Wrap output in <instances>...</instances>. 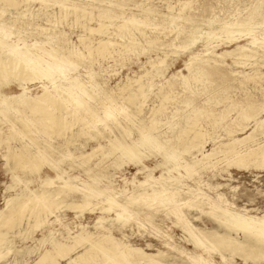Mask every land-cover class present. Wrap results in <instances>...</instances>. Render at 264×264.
Here are the masks:
<instances>
[{
  "label": "bare ground",
  "instance_id": "1",
  "mask_svg": "<svg viewBox=\"0 0 264 264\" xmlns=\"http://www.w3.org/2000/svg\"><path fill=\"white\" fill-rule=\"evenodd\" d=\"M121 2L0 0V28H9L15 37L9 46L0 47V122L6 118L7 126L4 137L0 127V145L11 181L0 207V264L8 262L9 253L24 258L34 254L32 264H183L164 260L167 251L126 240L123 223L134 218L156 229L163 244L185 264H219L207 257L212 253L222 262L229 253L230 259L239 256L243 262L259 263L264 259V211L239 209L218 190L213 201L200 186L221 185L201 178L207 169L230 178V166L264 167V100H250L246 93L249 81L264 79V30L255 33L264 25V0L220 22L206 16L193 19L186 11L194 10V0L166 2V13L155 7L134 12ZM203 23L208 25L204 29ZM240 37L246 44L214 50ZM195 43L201 49L194 50ZM14 48L18 50L10 55ZM151 51L145 61L149 68L107 87L108 78L118 73L115 65ZM179 51L187 55L184 65L167 78ZM53 57L61 72L46 79L41 73ZM104 62L112 64L103 68ZM220 65H227L225 82L234 85L212 89L208 69ZM238 65H248L249 72L235 70ZM238 90L246 96L233 99L232 92ZM201 95L204 98L197 100ZM102 97L126 117L97 127L92 105ZM250 124L253 129L245 132ZM256 129L262 138L253 134ZM37 133L43 140L35 138ZM12 141L17 143L11 146ZM155 154L161 157L154 165L161 168L160 174L146 173L140 180L137 175L148 170L144 161ZM126 164L141 168L129 178L117 176L113 169L122 172ZM44 166L52 174L43 171ZM108 167L114 172L108 173ZM186 177L193 180L192 186L181 180ZM99 181L104 187L98 188ZM93 198L99 201L93 203ZM138 200L147 207L131 208ZM183 207L208 209L215 225L196 227ZM112 208L119 209L115 217L110 216ZM84 209L99 211L91 226L80 221ZM157 209L175 215L193 241L192 251L170 243L172 236L157 228L152 221ZM66 210L74 211L72 222L62 221ZM62 228L65 232L59 231ZM10 235L32 243L14 247Z\"/></svg>",
  "mask_w": 264,
  "mask_h": 264
},
{
  "label": "rangeland",
  "instance_id": "2",
  "mask_svg": "<svg viewBox=\"0 0 264 264\" xmlns=\"http://www.w3.org/2000/svg\"><path fill=\"white\" fill-rule=\"evenodd\" d=\"M141 1L143 4H139ZM257 1L258 0H194V2L192 4L194 10L191 9V10H187L186 12L190 13V15H192L193 19H199L200 20L201 18L203 19V18H205L204 16H206V17H213L216 22L217 21L220 22L222 19L223 20L225 19V21H231L233 17L239 16V15L243 14L244 12H246V10L251 6V4L253 5ZM120 2L127 5V6H130L129 8H131L134 12H138L139 8H150L151 10L155 9L159 13L168 12V9L165 8V5L168 2L173 3V5L176 4V0H147V1H145V0H125V1L120 0ZM37 4L38 3H35L36 7L38 6ZM133 4L135 6H133ZM195 6H196V8H195ZM152 7H155V8L153 9ZM202 10H204V11H202ZM243 10H245V11H243ZM186 12L183 14L184 17L186 16ZM257 20L260 21L261 18L257 17ZM214 22L212 24L213 26L216 25V23H214ZM200 26H201L200 28L204 29V27L206 28L208 25L207 24L205 25L203 23V24H200ZM262 26H264V25H262ZM262 26H260V27L262 28ZM258 27L259 26H257L256 32H255L257 35H259L262 32V30H264V28L258 29ZM66 31H68V30L66 29ZM72 38H73V40H75L74 36ZM245 40H246L245 37H240V38H238V40L236 38L235 40L231 41V43L222 42L221 44L216 46L215 47L216 49L214 48V50L216 52H219V53L223 52L224 50H232L235 48L236 44H246ZM212 45H215V43ZM193 49L194 50L201 49L200 44L195 43L193 46ZM179 50H181V49H179ZM180 52H182V51H179L180 56H178V58L175 59L173 61V64L169 67L168 72L166 74L167 78H169L172 73H176L177 72L176 70H178L180 67H182L184 65L183 61L186 59L185 56H187V55L184 54L185 52L184 53L183 52L180 53ZM149 53L150 54H147V55H139L138 57H134L131 55L129 57V59L124 60L123 64L115 65L114 68L116 69V71L118 73H116L115 75H112L110 78H108L107 87L108 88L112 87V86H114V84H116L118 82H123V80L125 81L126 77H134L137 74H139L140 72H143L146 68H149L148 65L145 64L146 56H149V55L152 56L151 54H153V51H151ZM174 58H175V55H172L170 57V59H174ZM110 64H112V62H108V63L104 62V63H102V67L106 68ZM226 67H227V65H225V66L220 65V66H217L214 70H213V68L208 69V72L210 74L209 80L211 81V83L209 84L210 88L218 89V86L220 87L225 83L228 85H232V86L234 85V84H232V82H229V81L225 82V79H226L225 77H228V72H227ZM234 69L249 72L250 68L248 67V65H243V66L238 65V66H234ZM96 70H98V68H96ZM260 70L264 71V67L263 68L261 67ZM226 73H227V76H226ZM249 82L247 83V86H246L248 88L246 93H247L249 98L251 97L250 100H255V101L264 100V93L262 92V88L264 87V79H256L254 82H252V81H249ZM234 93H235V95H234ZM242 93L244 95L246 94L242 90L234 91V92H232L231 97L234 96L233 99L244 98ZM203 98H204V96L201 95V96L197 97V100H202ZM171 103H173V101ZM174 103H175V101H174ZM117 113H118V117L120 120L121 119L123 120L124 117H126L125 112L117 111ZM120 114H121V116H120ZM3 122L6 123V118H3L2 121L0 122V127H2L4 130V135H3V137H4L6 132H7L6 131L7 129H5V128H7V126H4L6 124H3ZM77 124H78L77 126H79V123H77ZM251 124H253V123H251ZM251 124L249 125V128L245 130V132H250L253 129ZM208 128H210V130H211V126H208ZM215 131H217L216 132L217 134L221 133L220 128L215 129ZM253 134L256 136V138L257 137L262 138L261 132L258 129H256L253 132ZM37 135H38V133L35 135V138L37 140H43V136L41 137V136H37ZM134 135L136 136V133H134ZM241 135H242V133L238 134V136H241ZM16 143H17V141L16 142L12 141V143H10V145L14 146ZM3 146L4 145H2V144L0 145V157H1L0 158V207L3 206L4 196H6L7 194L10 193L9 191L6 190V185L11 183V181L9 180L10 179V173H9V171H7L5 169L6 167L4 164V159L1 156V153H3V151H4ZM210 146H211V144L207 145L206 149H209ZM68 161H70V160L68 159ZM157 161L158 162L161 161V157L159 155L155 154V155L149 156L148 159H146L144 161V164L148 167V170L147 171L146 170L141 171L137 175L138 178L140 180H142V179H144V176L146 175V173H150V172L153 176H155V177L158 176L161 172V168L154 166ZM152 164H153V166H152ZM126 165H124L122 167V169H123L122 172L117 171L116 169H113L114 171H116L115 173L117 176H119V177L125 176V177L129 178L132 176L133 172H135L136 169L141 168V166H136L133 164H126ZM250 167L251 166H248V167H246L247 168L246 169V168H236L234 166H230L229 167V173L231 175L230 178L224 172L221 173V176H219V174H218L219 171L217 169L216 170L215 169L204 170L203 173L201 174L202 175L201 178L204 181H207V183H209L212 186L216 185V184H221V185H220V187L215 188L216 190L212 189V188L209 189V188H207L206 185H204L205 187L203 185L200 186V189L203 192H205L206 194H208L213 201L216 200L215 192L218 190L219 192L224 193V195L226 197H228V199H230V201H232L236 205V207L239 209H241L243 206V208H246L248 210L251 209V211H250L251 214H258L260 212H263L264 211V196L261 195V191H262V189H264V167L260 168V169L256 168L255 166L254 167L252 166L253 168L252 167L250 168ZM77 169H74L73 174H78ZM111 170H112V168L108 167V169H107L108 173L114 172ZM43 171H47L50 174H52V171L47 166H44ZM79 172H81V171H79ZM174 174L177 176L176 172H174ZM81 176L83 179L85 178L84 175H81ZM218 177H220V178H218ZM186 178H181V180L184 181L186 184H189L192 186L191 183L193 180H190V178H187V179ZM118 179L119 178L115 179V180H117L116 183L119 185H122L121 181ZM101 182L100 181L97 182L98 188L104 187L105 182H102V183ZM225 183L226 184L228 183V184L226 186H224ZM97 185H96V187H97ZM22 186L23 185H18V188L22 187ZM15 189H17V187ZM10 191L13 192L12 190H10ZM69 198H70V200L74 199V196H70ZM91 201L93 203H95L99 200L97 198H93V199H91ZM130 207L131 208L133 207L134 209H140V208L144 209L145 207H147V203H143L141 200H138V202L132 203V205ZM189 209L190 208H188V207H183L182 212L187 217H189V219L191 220V223L193 225H195L196 227L202 229V227L203 228H205V227L211 228L215 225L214 220L211 219L212 217L210 216V214H206V211H207V213H209L208 209L205 208L206 211L204 209H200V208L197 210H196V208H191L190 210ZM192 209H193V211H192ZM194 209H195V211H194ZM85 211H86V209H84L81 212V215L79 217L80 221L83 224H88L89 226H91L94 222V217L99 215V211L96 210L92 213H90L88 211L85 212ZM117 211H119V209L112 208L111 212H110V216L115 217V212H117ZM188 211L191 214L190 213L188 214ZM202 211H203V213H202ZM166 212L164 210H160V209L158 211V209H157L155 215H153V217H152V219H153L152 221L154 223L156 222L155 224H157V228H159L160 231L165 230V232L169 233L172 236V239H171L172 241L171 242L169 241L170 243L173 242L175 244V246L182 247V248H185L187 250L192 251L194 249L193 241L188 236V233H186L187 231L185 230L184 226L181 225V223L178 219L177 220L174 219L176 217H175V215L173 216V213H171V212L166 213ZM79 213L80 212H78L77 214H79ZM73 214H74V216H73ZM171 214H172V216H171ZM196 215L199 216L198 217L199 220H198V218H195V217H197ZM191 216H193V217H191ZM74 217H75V213L73 210H66L62 221L65 220L66 222H72ZM66 222H64L63 224H65ZM58 223L59 222H56V224H58ZM136 223H138V224H136ZM105 225L107 226L106 223H105ZM123 225H124L123 232L126 234L125 239L128 240L130 243L141 246V247H146V244H150V249L152 251H154L155 249H160V250L168 252L169 257L165 256L164 260H166L168 262H171L173 260L174 262H181V263L185 264L186 261H184V259L181 258L180 255L178 256V254L175 251L167 248L163 244L164 243L163 240H160L158 237L159 232L156 231V229L151 228L149 226V224L144 223V221L142 219H137V218L128 219L127 222L125 221L123 223ZM60 226L62 227V224ZM60 226H59V224L56 225V227H58V228ZM158 226H160V227H158ZM137 228H139L140 230ZM89 229L93 230L92 227H90ZM59 231L65 232V230H63V228L59 229ZM142 233H144V234H142ZM34 235H35V237H38L39 233L36 232ZM113 235L116 237H120L118 230H114ZM141 235H143V236H141ZM10 239L12 240V244L14 245V247H17V248H21L24 245H28V244L32 243L31 239L21 241V239L19 237H16V236L13 237L12 235H10ZM12 255L13 254H11V253H9L7 255V260H8V262H11V264H26V262L27 263L29 262L30 264H32L31 261L35 256L34 254H32V256L30 255L29 258H24L22 256H19V254L15 255V256L14 255L12 256ZM204 256H205V254H204ZM226 256H227V260L225 262H222L220 260L217 253H212L211 256H207V257L209 259L213 260V262H216L219 264H260V262L259 263L258 262H251V261L243 262V260L239 256H234L232 259H230L229 253H226ZM179 259H180V261H179ZM63 263L64 262H62L61 264H63Z\"/></svg>",
  "mask_w": 264,
  "mask_h": 264
},
{
  "label": "snow or ice",
  "instance_id": "3",
  "mask_svg": "<svg viewBox=\"0 0 264 264\" xmlns=\"http://www.w3.org/2000/svg\"><path fill=\"white\" fill-rule=\"evenodd\" d=\"M262 28H264V26H262ZM14 39L15 37L12 34V30L7 27L0 28V47L9 46V42ZM17 43L19 44V41H17ZM21 47L23 46L21 45ZM17 50L18 49L14 48L9 54L11 55ZM54 59L55 57L49 61V66L41 73V75L46 79L54 78L57 73L61 72V69L54 62H52ZM92 108L94 109V111H92V118L97 127H106L118 117L116 107L113 102L106 97L98 98L95 104L92 105ZM261 195L264 196V189H262ZM5 264H11V262H5ZM260 264H264V259H261Z\"/></svg>",
  "mask_w": 264,
  "mask_h": 264
}]
</instances>
